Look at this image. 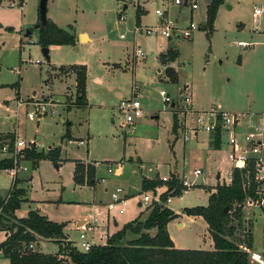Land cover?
<instances>
[{
	"label": "rangeland",
	"instance_id": "374dc122",
	"mask_svg": "<svg viewBox=\"0 0 264 264\" xmlns=\"http://www.w3.org/2000/svg\"><path fill=\"white\" fill-rule=\"evenodd\" d=\"M38 1L0 2V143L13 149L16 138L22 140L26 148L24 158L26 151L47 154L60 148L55 162L60 167L55 168L50 160L40 161L37 169L36 164L32 166L36 170L30 172L33 184L27 189V197L35 202L34 205L22 203L16 215L24 217L30 206L47 219L64 223V234L79 248L74 222L106 221L104 204L111 200L110 194L116 189L127 192L129 202L120 215L117 213L119 205H113L109 216L114 217L118 225L115 228L110 223L109 234L138 217H146L148 206L142 203V194L152 198L153 193L141 190L142 178L168 177L173 169L172 174L176 173L178 178L184 175L195 186L181 192V197H170L168 208L179 215L169 225L171 239L180 249H208L206 223L184 215L182 209L207 205V188L216 185V173L226 177L232 167L228 159L231 148L226 143L228 134L225 133L221 148L212 150L211 161L207 162V133L199 131L197 136L190 135L183 142L184 122L188 119L189 129L195 117L192 113L184 114L177 89L188 88L191 100L198 101L200 108L244 113L248 117L264 115V0H227V5H222L215 16L210 42L205 37L204 25L193 31L190 40L176 37L169 40L179 52L177 61L171 64L178 73V84L168 81L158 62L157 55L167 49L169 41L160 36H145L137 28L159 24L154 13L159 9L170 20L179 15L181 28L178 27L184 29L182 26L187 20L184 11L183 14L178 12L181 7L164 6V0H48V20L61 29L72 26V32L77 35L85 32L91 41L77 47L52 46L47 61L36 44ZM9 2H14V7L9 6ZM124 5L127 8H123ZM137 6L145 9L139 17V27L135 20ZM257 8L262 13L253 18V10ZM27 31L30 34L25 37ZM240 41L247 46L237 47ZM138 47L144 53L143 58L133 57ZM36 60L41 64H36ZM64 65L85 66L86 107L72 108L76 102L73 77L64 81L53 76V67L62 74H72L70 67L59 70ZM161 90L167 92L171 103L178 101L174 109L181 128L172 151V144L168 142L175 138L171 127L172 107L171 103L163 102ZM135 93L144 114L136 121L134 133L124 132L119 127L122 118L116 108L122 98L129 99ZM40 103L51 109L40 118H28L29 112H34ZM245 120L237 134L239 142H243V135L249 130ZM65 121L69 124L65 125ZM66 127L70 141L66 138L62 141ZM210 138L213 140L214 134ZM79 141L83 145L77 146ZM1 156L0 152V159ZM198 157L201 160H197ZM138 158L141 163H136ZM177 162L183 172L177 171ZM73 163L80 164L84 172L96 165V178H103L102 181L94 187L76 185ZM195 168L202 171L196 178L191 176ZM11 182L5 171L0 170V194L8 193ZM94 202L102 203L95 216ZM138 202L142 203L141 207L137 206ZM241 214L239 221L233 220L230 224L234 228L230 240L247 253L250 261L253 253L264 260L263 210L245 208ZM177 222H182L183 226L178 227ZM251 231L252 244L248 247ZM3 240L0 233V243ZM38 250L55 253L57 244L42 242Z\"/></svg>",
	"mask_w": 264,
	"mask_h": 264
},
{
	"label": "trees",
	"instance_id": "16d2710c",
	"mask_svg": "<svg viewBox=\"0 0 264 264\" xmlns=\"http://www.w3.org/2000/svg\"><path fill=\"white\" fill-rule=\"evenodd\" d=\"M1 2V0H0ZM22 2V0H20ZM224 0H211L206 10V31L205 37L210 40L213 31V24L217 9ZM143 11L139 6L136 8V21L139 27V17ZM38 23V22H37ZM37 29V45L41 49L50 46H75L76 40L73 33L68 29H60L55 23L47 20L44 27ZM179 57L177 50L169 49L159 55V62L162 66H168ZM64 67H60L59 70ZM75 76L76 102L73 108L87 106L86 98V68L85 66H70ZM171 83L177 82V74L166 68L165 72ZM17 88L18 85L16 84ZM172 115V133L177 139V131L181 126L178 123L177 113ZM69 124L65 122V125ZM63 139L70 138L69 129L66 127ZM220 132L214 133L213 146L218 147ZM59 149L50 150L47 154L37 153L32 150L25 152V158L32 161V166L41 160H50L55 163L59 156ZM73 182L76 185L94 186L95 168L89 167L85 172L80 164H75ZM11 167L10 160L0 161V170ZM250 176H252V166ZM85 173V174H83ZM243 173L234 170L233 180L230 185H216L214 192L209 194L208 203L205 207L197 206L191 209H183L182 213L187 216L201 217L208 228V232L213 241V250H183L174 248L173 242L167 233L168 223L178 217L170 209L164 206L167 197L180 196L181 185L176 173L170 175V180L166 183L167 190L159 195L161 203L153 204L150 208L146 220L139 218L125 224L120 231L110 236L103 246H93L88 252H78L72 243L66 241L63 235L64 225L53 222L41 216L37 211L31 210L23 218H17L15 211L23 203L25 192L16 188L14 184L11 190L4 195H0V231L6 232V240L0 244V251L10 264H256L248 259V255L242 252L230 240L233 236L234 228L230 224L239 221L242 217L241 210L246 192L243 190ZM141 184L142 191H150L155 186H162L159 179L147 180L143 178ZM174 189V190H173ZM254 186L250 188L253 191ZM173 191V192H171ZM252 195V193H251ZM264 213V207H262ZM155 230V235L149 234ZM132 235V239L127 236ZM39 240H54L58 245L56 254L44 255L29 249V245ZM252 234L247 246L251 247Z\"/></svg>",
	"mask_w": 264,
	"mask_h": 264
},
{
	"label": "built area",
	"instance_id": "2783aa9c",
	"mask_svg": "<svg viewBox=\"0 0 264 264\" xmlns=\"http://www.w3.org/2000/svg\"><path fill=\"white\" fill-rule=\"evenodd\" d=\"M172 4L176 6H183L185 3H188V0H169ZM21 3H19L20 6ZM14 2H9V6L14 7ZM198 8V4L195 2L191 3V9L196 10ZM262 13L261 9L257 8L253 10V17H257ZM155 15L159 18L160 23L151 26V27H144V28H137L138 31L148 37L151 36H160L165 39L169 38H179L183 40L190 39L191 34L193 31L199 29V26L194 22L190 21L189 24L184 29H179L176 26V22L170 20L169 18L164 17V13L156 9ZM122 19V18H121ZM122 38L123 35H120ZM238 46H246L243 42H240ZM133 57L136 58H143L144 53L138 47L134 49ZM36 64H39L40 61L36 60ZM136 90V86L133 92ZM138 94L129 99L122 98L117 105V112L119 116L122 118L119 122V127L123 129L124 132L134 133L136 121L139 120L143 114L144 110H142L141 104L139 100L136 98ZM160 96L165 104L171 103V98H169L166 91L161 90ZM181 104L183 106V112L185 115L189 113H193L192 108V100H191V91L188 88H183L181 90ZM51 107L38 104L34 112H29L28 118H35L41 117L45 115ZM51 112V111H50ZM255 118V120H254ZM245 120L247 127L249 130L244 133L243 135V142H239L237 139V134L240 131L241 122ZM264 115L260 117H255L247 114H237V113H230L227 111H219L215 109H210L209 111L202 112L197 114L195 118L192 120V126L188 129L187 126H184L185 129L189 134L195 135L197 132L202 131L205 133H216L217 131L220 132V138L226 134L227 140L226 143L230 146V153L228 155L229 161L232 163L231 169L226 173V177L221 178V186L230 185L232 183V176L233 171L238 170L243 173V190L246 192V198L242 204V207L248 208H260L264 207ZM184 140H187V137L184 136ZM78 145H83V142H79ZM14 151L12 153L11 167L4 169L6 175L10 177L12 180L17 176L20 171H26L27 168L21 164L24 160L23 150L25 148V144L23 141L15 140L13 142ZM6 151L8 150L7 147H3ZM250 166H252V176H250ZM111 168V167H109ZM202 171L198 168H195L191 172V176L194 178L201 176ZM160 180L163 183H168L170 180V176L168 177H160ZM180 185H181V192L191 189L194 187V182L187 180V178L183 175L178 178ZM254 186L253 191L250 188ZM174 190V189H173ZM122 192V189H116L114 193H112L111 198L113 199L114 203H126V199L124 196H119ZM173 192V191H171ZM252 193V195H251ZM167 201H169L170 196L167 197ZM142 201L144 204H151L154 202V198L149 197L148 195L144 194L142 196ZM109 209L112 208V204H110ZM122 210H120L121 212ZM94 224H90L85 221V223H81L78 226L79 230V240L80 245L79 248H74L81 253L88 252L94 245L90 240L91 234L94 230ZM32 247L31 245L29 246ZM251 262L256 264H264V260L258 254L255 255L254 253L251 255Z\"/></svg>",
	"mask_w": 264,
	"mask_h": 264
},
{
	"label": "crops",
	"instance_id": "0c3cea01",
	"mask_svg": "<svg viewBox=\"0 0 264 264\" xmlns=\"http://www.w3.org/2000/svg\"><path fill=\"white\" fill-rule=\"evenodd\" d=\"M148 1V0H147ZM165 1V4H163L164 6L165 5H169V6H172L173 4H172V2H170L169 0H164ZM225 2L223 3V4H221V6L222 5H227V3H228V1L227 0H224ZM168 2V3H167ZM192 2H195V3H197L198 4V8L196 9V10H192L191 9V3ZM211 3V0H188V3H185L183 6H181V8H179V10H178V12H180V13H182L183 14V11H184V13H185V15H186V25H184V26H182L183 28H186V26L189 24V22L190 21H197V25L199 26V29H200V26H203V28L205 27V25H206V10H207V7H208V5ZM125 6L126 5H124V7L123 8H125ZM221 6H219V8L217 9V12H216V14L218 13V11H219V9H220V7ZM141 7V6H140ZM126 8H127V6H126ZM156 10V9H155ZM155 10H154V13H155ZM143 12L145 11V9H143L142 10ZM168 11H170L169 9H168ZM252 17H253V13H252ZM38 18V17H37ZM254 18V17H253ZM255 18H257V17H255ZM180 17H179V15H174L173 16V20L176 22V26H177V28H181V25H179V23H180ZM38 20V19H37ZM215 23V22H214ZM179 26V27H178ZM58 27V26H57ZM179 28V29H180ZM61 29V28H60ZM64 29V28H63ZM68 30H70V32L71 33H73L72 32V26H68ZM213 32H214V24H213V31H212V33H211V35H210V37L212 36V34H213ZM205 33H206V31H205ZM29 34H30V32L29 31H27L26 32V35H25V37L26 36H29ZM84 35V37L85 38H83V39H81V35ZM73 35L75 36V40H76V47L78 46V45H80L81 43L83 44V43H87V42H90L91 40H90V37L88 36V34L87 33H85V32H80L78 35L77 34H74L73 33ZM191 36H192V34H191ZM190 36V39H192V37ZM212 38V37H211ZM211 38H210V40H209V42L211 41ZM172 38H169V39H167L168 41L169 40H171ZM189 39V40H190ZM36 40H37V37H36ZM84 40H86V41H84ZM84 41V42H83ZM240 42H242V41H240ZM240 42H238L237 44H236V46L237 47H239L238 46V44L240 43ZM244 43V42H243ZM245 44V43H244ZM246 45V44H245ZM67 46V45H66ZM247 46V45H246ZM246 46H240V47H246ZM50 47H52V46H50ZM50 47H48V52H49V48ZM209 48H210V46H209ZM169 49H175V48H173V46L171 45V41H169V42H167V49L165 50V51H163V52H161V53H159L157 56H158V62H159V55L160 54H162V53H165L166 51H168ZM175 50H177V49H175ZM177 52H178V50H177ZM178 55H179V52H178ZM178 59V58H177ZM177 61V60H176ZM176 61H174V62H171V63H169V65L168 66H162L161 64H160V62H159V64H160V66L161 67H163L164 68V71H163V73L165 72V69L166 68H171L176 74H177V82L175 83V84H178V73L175 71V69L174 68H172L171 67V64H174ZM39 64H41V62L39 63ZM70 66H72V65H68V66H63V67H70ZM53 69V76H55L56 78L58 77V79H60V80H64V81H66L68 78L69 79H71L72 77L74 78V92H75V76H74V74L72 73V74H66V73H60L59 71H58V69L57 68H52ZM165 74V73H164ZM166 75V74H165ZM167 77V76H166ZM168 78V77H167ZM51 80V77L47 80V83L49 82ZM100 80H97V82H99ZM168 81H169V79H168ZM170 82V81H169ZM188 87V86H187ZM17 89V88H16ZM183 88L182 87H180V88H178L177 89V91H178V96L181 98V90H182ZM69 92H71V91H69ZM17 99L19 100L20 99V97H18L17 96ZM178 100H179V98H178ZM178 103V101H176V103L174 102V103H171V109H172V115H173V111L175 110L174 109V107L176 106V104ZM19 105H21L20 103H19ZM199 106V102L198 101H195L194 99H192V108H193V113H192V115L195 117L197 114H200V113H202V112H206V111H209L210 109H212L211 107H208V108H203V107H198ZM73 108V107H72ZM231 111H234V110H231ZM261 115V114H260ZM252 116H255V117H259L258 115H252ZM40 118V117H39ZM11 119H13V117H11ZM187 120L188 119H186V121H185V126H187ZM66 122V121H65ZM64 122V123H65ZM68 122V121H67ZM245 123V122H244ZM263 124H264V121H263ZM245 125H246V123H245ZM247 126V125H246ZM188 127V126H187ZM243 127V125H241L240 126V131H241V128ZM197 134H198V132H197ZM197 134H195V136H197ZM208 134V139L206 140L207 142H205L208 146V148H207V151H206V153H205V156L207 157V159L205 160V161H211V153H212V150H218V149H220L221 148V145H222V140H221V138H219V146L218 147H214L213 146V143H212V140H211V134L212 133H207ZM191 134H189L188 135V133H187V131H186V129H185V132H184V136H186L187 137V140L189 139V136H190ZM184 136H183V142H185V141H187V140H184ZM68 139V141H70V139L71 138H67ZM178 139V138H177ZM176 139V140H177ZM16 140H19V141H22V140H20V139H17L16 138ZM176 140H174V139H172L171 141L170 140H168V142L170 143V144H172L171 145V151L173 150V147H174V143H175V141ZM62 141H64V139H62ZM79 142H81V141H79ZM79 142H77L76 143V145L77 146H79L78 145V143ZM25 144V143H24ZM34 145V147H35V144H33ZM81 146V145H80ZM3 147H7V149L8 150H4L3 149ZM50 148H52V147H49L48 149H50ZM37 150V149H36ZM59 150H60V148H59ZM13 151H14V148L13 149H11V148H9L8 147V145H3L2 146V142L0 143V152H1V154H2V158L0 159V161L1 160H10L11 159V157H12V153H13ZM38 151V150H37ZM129 159H132V158H129ZM139 159V158H138ZM58 160V159H57ZM197 160H201V158H199L198 157V159ZM41 161H46V160H41ZM134 161V160H133ZM40 161H38L37 162V164H36V169L38 168V163H39ZM57 162V161H56ZM74 162H76V161H74ZM79 162H82V161H79ZM85 162H88V161H85ZM129 163H133V162H131V161H128ZM136 162V161H135ZM176 162V161H175ZM26 163V166L24 165ZM136 163H141V161H140V159H139V162H136ZM21 164L23 165V166H25L26 168H27V170L26 171H20L18 174H17V176L12 180L10 177V179H11V188L13 187V185L15 184L16 185V188H18V189H21V190H23L24 192H25V195H24V197H23V199H24V201H23V203H27V204H29V203H31V204H33L34 205V200L33 199H31V200H29L28 199V197H27V189L28 188H31V186H32V181H33V176L31 175V170H36V169H33L32 168V161L31 160H25V158H24V160L21 162ZM27 164H29L28 166L30 167H28L27 166ZM75 163H73V165H74ZM120 164V163H119ZM55 165V168H59L60 167V165H58L57 163H55L54 164ZM111 165V164H110ZM121 165V167H123V165L122 164H120ZM75 166L76 165H74V170H75ZM177 171L178 172H183L182 170H180V168H179V166H178V162H177ZM112 167V166H111ZM94 168H95V179L97 180V182L98 183H100V181H102V179H98V178H96V165L94 166ZM173 170V169H172ZM172 170H170V171H172ZM176 170V169H175ZM169 171V173L167 174V175H171L172 174V172H170ZM176 172V171H175ZM73 173H74V171H73ZM171 173V174H170ZM156 177H158V176H155V178ZM163 177V176H162ZM143 178H145V179H147V180H155V178H153V179H150V178H146V177H143ZM142 178V179H143ZM221 178L222 177H220V173L219 172H217L216 173V176H215V179H216V185H221L220 183H221ZM158 179V178H157ZM160 180V179H159ZM163 183V182H162ZM84 185H86V184H84ZM215 185V186H216ZM80 186V185H79ZM88 186V185H87ZM95 186V185H94ZM94 186H91V187H94ZM195 186V185H194ZM214 186V187H215ZM214 187L212 186V187H208L207 189V193H208V196H209V194L210 193H212V192H214ZM11 188H10V190H11ZM142 190V189H141ZM167 190V188H166V183H163L162 184V186H155V188L153 189V190H150V191H152V193H153V197H154V202H152L151 204H146L148 207H147V214H146V217H144V218H141V217H138L141 221H144V220H146L147 219V217H148V214H149V211H150V208L152 207V205L153 204H156V203H161V201H160V198H159V195L161 194V193H164L165 191ZM9 192V191H8ZM144 192V191H143ZM146 192V191H145ZM114 193V192H113ZM7 194V193H6ZM6 194H4V195H6ZM156 194H158V196L156 197ZM1 196H4V195H2V194H0ZM111 195H112V193L110 194V201L108 202V203H106V204H104L105 205V207H106V221H103V222H99V221H97L96 219L94 220V222H90L89 220H87V219H85V220H79V221H76V222H74V224H73V228H74V230L78 233V235H79V230H78V226L81 224V223H85V221L86 222H88V223H90V224H94V226H95V228H94V230L92 231V232H90V234L92 235L91 236V238H90V240L92 241V243H93V245L94 246H103L106 242H107V240H108V238L110 237V236H112L114 233H116V232H118V231H120L121 229H118V230H115L113 233H111V234H109V230H108V227H109V224L111 223V224H113V226L115 227V228H117V221H116V219L114 218V217H110L109 216V212L110 211H112L113 210V205L114 204H118L119 205V209H118V215H120V214H123L124 213V211H125V209L127 208V206H128V202H129V199H128V197H129V195L127 194V192H123V190H122V192L120 193V195L119 196H124L123 198L124 199H126V203L125 204H122L121 202L120 203H114L113 202V199L111 198ZM142 195H144V194H142ZM181 197V196H180ZM209 198V197H208ZM171 202V198H169V201H166V203H164V206H166L167 208H168V203H170ZM142 203H143V201H142ZM142 203L141 202H138V204H137V206H139V207H141V205H142ZM207 203H208V200H207ZM22 204V203H21ZM110 204H112V208L111 209H109V205ZM144 204V203H143ZM100 205H102V203L100 202V203H96V202H94L93 203V207H94V216L97 214V213H99L100 212V210H99V206ZM21 206V205H20ZM203 207H205V206H203ZM245 208H248V207H242V209H245ZM168 209H170V208H168ZM185 209V208H184ZM187 209H191V208H187ZM252 209V208H251ZM256 209H259V208H256ZM31 210H35V211H37L38 212V210L37 209H33V208H30V206H29V208H28V211H27V213L29 212V211H31ZM120 210H122L121 212H120ZM171 210V209H170ZM183 210V209H182ZM172 211V210H171ZM173 212V211H172ZM27 213H26V215H27ZM39 213V212H38ZM173 213H175V214H177L175 211L173 212ZM40 214V213H39ZM25 215V216H26ZM41 215V214H40ZM15 216L17 217V218H23V217H19V216H17L16 215V211H15ZM24 216V217H25ZM41 216H43V215H41ZM179 216V215H178ZM261 216H263V215H261ZM44 218H46L45 216H43ZM93 217V216H92ZM190 217V216H189ZM137 218V219H138ZM198 219V218H200V219H202L201 217H199V216H192L191 217V219ZM47 219V218H46ZM137 219H135V220H137ZM48 220H50V219H48ZM52 221V220H51ZM134 221V220H133ZM204 221V220H203ZM54 222V221H53ZM130 222H132V221H130ZM172 222V221H171ZM171 222L170 223H168V225H167V227H166V230H167V233H169L168 231H169V225L171 224ZM205 222V221H204ZM57 223V222H56ZM129 223V222H128ZM59 224H63L64 225V227H65V224L64 223H59ZM127 224V223H126ZM125 225V224H124ZM123 225V226H124ZM122 226V227H123ZM177 226L178 227H182L183 226V224H182V222H177ZM121 227V228H122ZM64 231H65V228L63 229V235L66 237V241L67 242H70V243H72V241L70 240V236L69 235H65L64 234ZM206 231L208 232V228H207V225H206ZM0 233H2V235H3V238H4V240L2 241V242H4L5 240H6V232H4V231H0ZM149 234H151L152 236H154L155 235V230H151L150 232H149ZM208 234H209V232H208ZM251 234H252V231H251ZM131 236V235H130ZM169 236H170V233H169ZM209 239H208V245H209V248L208 249H205L204 251H210V250H213V241H212V239H211V236H210V234H209ZM132 238H133V236H132ZM132 238H129V239H132ZM170 239H171V236H170ZM205 240H206V238H204ZM172 240V239H171ZM205 240H203L204 242H205ZM51 242H55L56 243V241H54V240H50ZM50 241H48V240H39V241H37V242H35V243H32L31 244V248L29 247V249L30 250H33V251H37V252H39V253H41V254H44V255H50V254H56L57 253V251H58V245H57V251L55 252V253H50V254H45V253H42V252H40L39 250H38V247L40 246V243H42V242H50ZM1 242V243H2ZM173 242V241H172ZM0 243V244H1ZM57 244V243H56ZM72 245L74 246V244L72 243ZM173 245H174V248H177V249H180L179 247H177L176 246V244H175V242H173ZM30 246V245H29ZM183 250H190V249H183ZM194 250H202V249H194ZM260 256V255H259ZM0 264H10V262H9V260L8 259H6V258H4L3 257V255L1 254V251H0Z\"/></svg>",
	"mask_w": 264,
	"mask_h": 264
},
{
	"label": "water",
	"instance_id": "95a60500",
	"mask_svg": "<svg viewBox=\"0 0 264 264\" xmlns=\"http://www.w3.org/2000/svg\"><path fill=\"white\" fill-rule=\"evenodd\" d=\"M47 1L48 0H39L38 1V23H39V27H44V25L47 22ZM126 8V6H125ZM84 35L82 34L80 37L81 39H83ZM42 55L45 59H47V61H49V57H48V48L45 49H41Z\"/></svg>",
	"mask_w": 264,
	"mask_h": 264
},
{
	"label": "bare ground",
	"instance_id": "6f19581e",
	"mask_svg": "<svg viewBox=\"0 0 264 264\" xmlns=\"http://www.w3.org/2000/svg\"><path fill=\"white\" fill-rule=\"evenodd\" d=\"M82 38H85V37L83 36ZM255 255H257V254H255Z\"/></svg>",
	"mask_w": 264,
	"mask_h": 264
}]
</instances>
